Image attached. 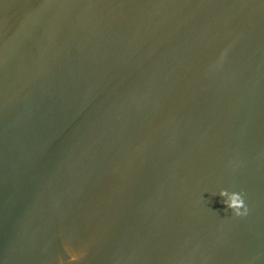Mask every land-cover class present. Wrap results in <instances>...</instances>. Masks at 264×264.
I'll return each instance as SVG.
<instances>
[{
    "label": "water",
    "instance_id": "1",
    "mask_svg": "<svg viewBox=\"0 0 264 264\" xmlns=\"http://www.w3.org/2000/svg\"><path fill=\"white\" fill-rule=\"evenodd\" d=\"M61 259L264 264V0H0V264Z\"/></svg>",
    "mask_w": 264,
    "mask_h": 264
},
{
    "label": "clouds",
    "instance_id": "2",
    "mask_svg": "<svg viewBox=\"0 0 264 264\" xmlns=\"http://www.w3.org/2000/svg\"><path fill=\"white\" fill-rule=\"evenodd\" d=\"M221 194L227 199L224 201V203L227 205L229 209H233L238 216H245L248 214L249 209L245 203L244 197L242 194L233 192L231 195L227 192V190H223ZM71 260H76V256H71ZM59 264H64L63 259L59 261Z\"/></svg>",
    "mask_w": 264,
    "mask_h": 264
}]
</instances>
